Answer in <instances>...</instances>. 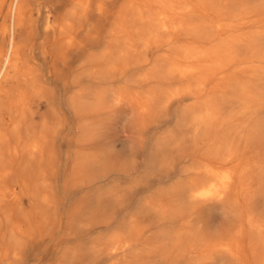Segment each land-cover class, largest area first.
Masks as SVG:
<instances>
[{"label":"bare ground","instance_id":"obj_1","mask_svg":"<svg viewBox=\"0 0 264 264\" xmlns=\"http://www.w3.org/2000/svg\"><path fill=\"white\" fill-rule=\"evenodd\" d=\"M34 1L0 0V264H264V0Z\"/></svg>","mask_w":264,"mask_h":264},{"label":"rangeland","instance_id":"obj_2","mask_svg":"<svg viewBox=\"0 0 264 264\" xmlns=\"http://www.w3.org/2000/svg\"><path fill=\"white\" fill-rule=\"evenodd\" d=\"M48 1V0H47ZM47 1H45V2H47ZM36 2V0L34 1V5L36 4L35 3ZM35 8V7H34ZM55 11V12H54ZM59 13H60V9L58 8V10H57V7H54L53 9H52V11H51V13H50V17H49V15H47L48 17H49V19L46 21V20H42V22H41V24L39 25V28H40V38H38V36L36 37V39H37V45L38 44H40L42 41H44L45 40V38H46V33L44 32V27H46V25H49L50 27L51 26H53L56 22H58V20H59ZM95 24H97L96 23V18H94L93 19V26H95ZM92 26V25H91ZM92 26V27H93ZM41 27H43V28H41ZM92 27H91V29H92ZM91 29L88 31V34H91ZM42 67H46V65L45 64H42ZM52 67V66H51ZM45 69V70H44ZM43 70H44V74L47 72L46 70H47V68H44ZM125 133H127L126 131L122 134V135H124V137H127V138H129L130 140H131V138H133V137H131L132 135L131 134H125ZM126 135V136H125ZM131 135V136H130ZM129 136V137H128ZM147 137V136H146ZM128 139V140H129ZM134 139H132L131 141H129V145H130V147L128 146V144H127V149L126 150H120L119 148H115V150H112V154H113V156H114V158H113V161H116V158H117V160L119 161V163L120 164H123L122 166L124 167V173L123 174H125V172L128 174V170H129V167H130V165H131V163H132V159H135L134 158V156H135V154L138 152V150H140V149H142V147H144V149H147L148 148V144H147V142H148V139H147V142H146V138H144V141H145V144L144 145H137L136 143H135V141H133ZM141 141H142V139H141ZM133 142V143H132ZM134 143H135V145H134ZM134 145L133 147L131 146V145ZM140 148H139V147ZM136 149H137V151H136ZM135 151H136V153H135ZM123 152V153H122ZM140 154V153H139ZM119 155H121V156H119ZM119 157V158H118ZM140 157V156H139ZM120 159V160H119ZM138 162H140V160L137 158V163ZM126 169V170H125ZM170 183H172V182H169V184ZM157 188H158V186L156 185V184H152L151 186H150V188H149V190H147V191H143V192H141L137 197H140V196H142V197H148V196H151V195H153V197H155L156 196V191H157ZM57 192H56V195H55V197H56V199H57V202L59 203V202H61L62 200H66V199H68L69 198V200H72V201H78V199L80 198V196H81V194H78V195H75V197H73L72 199L69 197V196H67V194L60 188V190L59 189H57L56 190ZM60 191V192H59ZM68 197V198H67ZM28 202V201H27ZM68 204V203H67ZM50 209H46L45 210V213L46 212H48ZM50 211H52V210H50ZM129 211V210H128ZM127 212V211H126ZM125 212V213H126ZM52 213V212H51ZM61 213V212H60ZM47 218H49V217H47ZM40 225H41V227L43 228V230H39V232L41 233H44L45 234V237L44 238H47V237H49L50 235H49V232H50V230H47V227H46V225L44 226L43 225V221H42V224L40 223ZM228 225H229V223L227 224V223H218L217 225H215V226H213V227H211L210 228V231H209V235H210V237H212V238H219V237H221L222 235H224L225 233H226V230L228 229ZM217 229V230H216ZM46 231V232H45ZM56 236V235H55ZM94 238H96V235H94V236H92L91 237V239H94ZM53 245V242L52 243H50V246H49V243H48V246H47V244H45V246H46V248H45V246L41 249V251H40V258L41 259H43V262L41 263V264H45L46 263V257L48 256V253L50 252V248H51V246ZM45 248V249H44ZM43 250H44V252H43ZM64 250V249H63ZM62 250V251H63ZM42 253H44L43 255H42ZM42 255V256H41Z\"/></svg>","mask_w":264,"mask_h":264}]
</instances>
